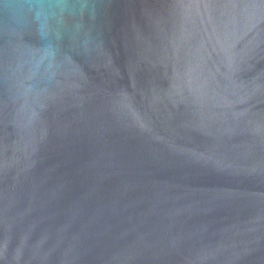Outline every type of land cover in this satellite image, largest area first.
Wrapping results in <instances>:
<instances>
[{"label": "water", "instance_id": "95a60500", "mask_svg": "<svg viewBox=\"0 0 264 264\" xmlns=\"http://www.w3.org/2000/svg\"><path fill=\"white\" fill-rule=\"evenodd\" d=\"M0 264H264V0H0Z\"/></svg>", "mask_w": 264, "mask_h": 264}]
</instances>
